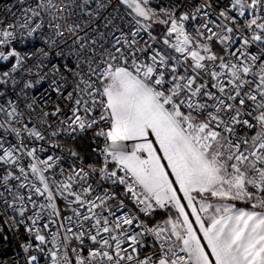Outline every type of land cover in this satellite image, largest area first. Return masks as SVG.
<instances>
[{
  "label": "snow or ice",
  "instance_id": "snow-or-ice-1",
  "mask_svg": "<svg viewBox=\"0 0 264 264\" xmlns=\"http://www.w3.org/2000/svg\"><path fill=\"white\" fill-rule=\"evenodd\" d=\"M0 11V244L23 233L22 264H264V0Z\"/></svg>",
  "mask_w": 264,
  "mask_h": 264
},
{
  "label": "built area",
  "instance_id": "built-area-1",
  "mask_svg": "<svg viewBox=\"0 0 264 264\" xmlns=\"http://www.w3.org/2000/svg\"><path fill=\"white\" fill-rule=\"evenodd\" d=\"M160 0H153V3H159ZM15 3V0H0V9H2L5 5H10ZM8 17V14L0 11V18ZM9 19L11 17H8ZM18 48L22 50L28 51L32 48V44L18 43ZM90 141H88L89 145ZM159 219V218H158ZM24 235L23 233L14 240H10L8 244H0V264H12L13 261H17L18 264H22L23 252L19 247V244L23 242Z\"/></svg>",
  "mask_w": 264,
  "mask_h": 264
},
{
  "label": "trees",
  "instance_id": "trees-1",
  "mask_svg": "<svg viewBox=\"0 0 264 264\" xmlns=\"http://www.w3.org/2000/svg\"><path fill=\"white\" fill-rule=\"evenodd\" d=\"M88 141L89 140H87V139H83V140L78 139L77 141H75L76 145L79 147V149L81 150L82 154L86 155V158H87V154L89 152Z\"/></svg>",
  "mask_w": 264,
  "mask_h": 264
},
{
  "label": "crops",
  "instance_id": "crops-1",
  "mask_svg": "<svg viewBox=\"0 0 264 264\" xmlns=\"http://www.w3.org/2000/svg\"><path fill=\"white\" fill-rule=\"evenodd\" d=\"M194 227H195V225H194Z\"/></svg>",
  "mask_w": 264,
  "mask_h": 264
}]
</instances>
